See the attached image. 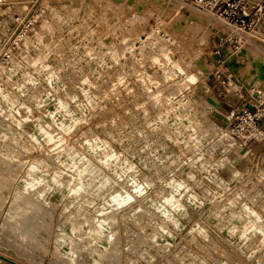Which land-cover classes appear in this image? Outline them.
I'll use <instances>...</instances> for the list:
<instances>
[{
	"label": "rangeland",
	"instance_id": "1",
	"mask_svg": "<svg viewBox=\"0 0 264 264\" xmlns=\"http://www.w3.org/2000/svg\"><path fill=\"white\" fill-rule=\"evenodd\" d=\"M138 1L0 7V254L264 264V143L235 136L264 45L215 65L214 20Z\"/></svg>",
	"mask_w": 264,
	"mask_h": 264
},
{
	"label": "built area",
	"instance_id": "2",
	"mask_svg": "<svg viewBox=\"0 0 264 264\" xmlns=\"http://www.w3.org/2000/svg\"><path fill=\"white\" fill-rule=\"evenodd\" d=\"M180 4L179 11L183 7L204 14L219 26L212 28L214 35L218 37L219 49L215 56H219L217 65L227 66V58L223 56L226 51L228 56L235 57L239 62L240 55L247 37L259 34L264 35V0H168ZM7 0H0V7ZM155 32L162 38H168L165 31L156 26ZM264 45V40H258ZM216 78L222 84L226 82V76L220 71L216 72ZM248 103L238 111L235 136L245 143L261 141L264 143V93L257 96L249 93Z\"/></svg>",
	"mask_w": 264,
	"mask_h": 264
},
{
	"label": "bare ground",
	"instance_id": "3",
	"mask_svg": "<svg viewBox=\"0 0 264 264\" xmlns=\"http://www.w3.org/2000/svg\"><path fill=\"white\" fill-rule=\"evenodd\" d=\"M113 1H114V0H113ZM140 1H141V0H140ZM140 1H138V2H140ZM100 2H101V1H100ZM100 2H99V3H100ZM118 2H119V1H118ZM118 2H117V3H118ZM121 2H122V1H121ZM121 2H120V3H121ZM124 2H126V4H127V2H129V0H126V1L124 0ZM115 3H116V1H115ZM122 3H123V2H122ZM122 3H121V4H122ZM144 3H145V2H144ZM121 4H119V6H120ZM132 4H133V2H132ZM132 4H131V5H132ZM169 4L172 5V1H171ZM175 4H176V3L174 2V3H173V6H174ZM101 5H103V4H101ZM106 5H109V4L106 3ZM114 5H117V4H113V7H116V6H114ZM122 5H123V4H122ZM122 5H121V6H122ZM127 5H128V4H127ZM131 5H130V7H129L130 9H131V7H132ZM117 7H118V5H117ZM177 7H178V6H177ZM100 8H101V7H100ZM105 8L108 9V7H105ZM105 8H104V9H105ZM110 8H111V7H110ZM118 8H119V7H118ZM126 8H128V7H126ZM126 8H125V9H126ZM134 8H135V7H134ZM123 10H124V9H123ZM119 11H120V10H119ZM124 11H125V10H124ZM129 11H130V10H129ZM136 12H137V11H136ZM90 13H91V12H90ZM139 18H140V17H139ZM135 19H136V18H135ZM132 20H133V19H132ZM134 21H137V20H134ZM140 21H141V20H140ZM104 22H105V21H104ZM44 23H45V22H44ZM100 23H101V22H100ZM111 23H112V22H111ZM216 25L219 26L218 22H216ZM105 26H106V25H105ZM109 26H110V25H109ZM110 27H111V26H110ZM48 29H49V28H48ZM108 29H110V28L108 27ZM42 32H43V31H42ZM251 36H252V37L249 36V37L246 38V43H245L244 45L247 44V39H250V40L253 42L254 46H259V47H261L260 45H258V44H256V43H258V42H257L258 40H261V39L264 40V35L255 34V35H251ZM43 39H44V38H43ZM143 39H144V38H143ZM150 39H151V38H150ZM156 39H157V38H156ZM145 40H146V39H145ZM152 40H153V39H152ZM139 41H140V40H139ZM139 41H138V42H139ZM149 42H150V41H149ZM149 45H150V44H149ZM155 45H156V44H155ZM248 46H249V45H248ZM243 47H244V46H243ZM257 48H258V47H257ZM263 49H264V48H263ZM244 51H246V50H244ZM263 51H264V50H263ZM167 53H168V52H167ZM171 53H172V51H171ZM171 53H170V54H171ZM244 53H246V52H244ZM168 54H169V53H168ZM244 55H245V54H244ZM170 56H171V55H170ZM260 56H261V55H260ZM171 58H172V57H171ZM240 58H241V57H240ZM259 58H260V57H259ZM261 60H262V59H261ZM170 61H171V60H170ZM172 61H173V60H172ZM174 61H175V60H174ZM175 62H177V61H175ZM260 63H264V60H263V62H260ZM173 65H174V64H173ZM179 65H180V64H179ZM179 67H180V66H179ZM48 68H49V67H48ZM177 68H178V65H177ZM181 68H182V67H181ZM240 69H241V67H240ZM47 70H48V69H47ZM240 71H241V70H240ZM243 74H244V73H243ZM257 77H258V76H257ZM253 79H255V78L253 77ZM196 80H197L196 75H190V76H189V81H191V82H195ZM253 82H254V85H250V86H246V85H245V86H246L248 89L251 88V86H252L253 89H251V91H249V93L255 95V94H258L259 92H258V91H254V89H259V90H263V89H264V80H261V79L258 77V78H257L256 80H254ZM262 83H263V84H262ZM256 85H257V86H256ZM7 102H8V101H7ZM11 105H12V104H11ZM49 134H50V133H49ZM46 141H47V140H46ZM50 141H51V140H50ZM48 142H49V141H48ZM49 143H50V142H49ZM222 160H223V159H222ZM33 167H34V166H33ZM33 167H32V168H33ZM33 169H34V168H33ZM30 175H31V174H30ZM79 176H80V175H79ZM39 179H40V178H39ZM39 179H38V180H39ZM38 183H39V182H38ZM27 184H28V183H27ZM35 184H37V183H35ZM35 184H34V182H33V184L30 183V184H28L29 186H27V188H28V187H35ZM79 186H80V185H79ZM55 189H56V187H55ZM78 189H79V188H78ZM23 190H24V189H23ZM71 190H72V189H71ZM73 190H74V189H73ZM75 190H76V187H75ZM26 191H27V190H26ZM59 191H60V190H59ZM76 191H77V190H76ZM73 192H74V191H73ZM77 192H78V191H77ZM77 192H74V193H77ZM136 192H137V191H136ZM69 194H70V193H69ZM125 197H126V196H125ZM129 197H130V196H129ZM19 198H20V197H19ZM19 198H18V199H19ZM116 198H117V197H116ZM116 198H115V196H114V199H116ZM126 198L128 199V197H126ZM126 198H124V199L126 200ZM18 199H16V200L18 201ZM23 199H24V198H23ZM21 200H22V199H21ZM116 200H117V199H116ZM169 200H170V199H169ZM171 200H172V198H171ZM171 200H170V201H171ZM26 201H27V200H26ZM237 201H238V200H237ZM29 202H30V201H29ZM29 202H27V204H29ZM117 202H118V201H117ZM115 203H116V202H115ZM170 203H171V202H170ZM24 204H25V203H24ZM24 204H23V205H24ZM116 204H117V203H116ZM28 206L30 207V204H29ZM26 208H27V207H26ZM22 210H23V209H22ZM23 211H24V210H23ZM27 212H28V210L25 211V213H27ZM166 213H167V212H166ZM109 215H110V214H109ZM110 216H111V215H110ZM110 216H109V217H110ZM115 219H116V218H115ZM105 221H106V223H107V220H105ZM177 224H178V223H177ZM108 225H109V224H108ZM108 225H107V226H108ZM112 225H113V224H112ZM101 226H102V224L100 223V228H101ZM108 227H109V226H108ZM73 232H74V231H73ZM93 241H94V240H93ZM69 243H70V242H69ZM7 247H8V246H7ZM7 247H6V248H7ZM113 250H114V249H113ZM71 252H72V251H71ZM112 254H113V253H112ZM0 256H2V257H4V258H6V259L12 261L11 259H9L8 257H6V256H4V255H2V254H0ZM74 261H75V260H74ZM12 262L16 263L15 261H12ZM0 264H3V262H2L1 260H0ZM16 264H18V263H16Z\"/></svg>",
	"mask_w": 264,
	"mask_h": 264
},
{
	"label": "water",
	"instance_id": "4",
	"mask_svg": "<svg viewBox=\"0 0 264 264\" xmlns=\"http://www.w3.org/2000/svg\"><path fill=\"white\" fill-rule=\"evenodd\" d=\"M244 52H245V51L243 50L242 53H241V55H240V57H241L243 54H245ZM223 56H224L225 58H227V63H226L227 66H229L233 71H236V70H237V65H235V64H236V58H235V57H230V56H228V53H227L226 51L223 52ZM219 59H220L219 56H215V57L213 58L215 65H217L216 62H217V60H219ZM256 66H257V67H256ZM254 67H256V68L258 69V73H259V76H258V77H259L261 80H264V63H257V64L254 65ZM255 96H257V94H255ZM0 260L3 262V264H16V263H14V262H12V261H10V260H8V259L2 257V256H0Z\"/></svg>",
	"mask_w": 264,
	"mask_h": 264
}]
</instances>
